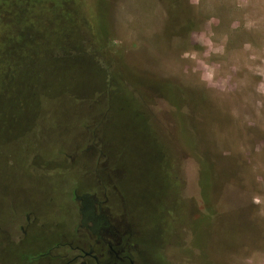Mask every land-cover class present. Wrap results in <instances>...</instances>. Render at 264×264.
<instances>
[{
    "label": "rangeland",
    "instance_id": "obj_1",
    "mask_svg": "<svg viewBox=\"0 0 264 264\" xmlns=\"http://www.w3.org/2000/svg\"><path fill=\"white\" fill-rule=\"evenodd\" d=\"M51 1L0 0V264H19L33 238H70L73 193L102 199L99 175L149 264H264V0ZM67 15L122 56L88 78L62 71L54 99L34 89L17 105L25 58L62 41ZM151 80L179 89L181 111ZM24 215L36 222L22 245Z\"/></svg>",
    "mask_w": 264,
    "mask_h": 264
},
{
    "label": "flooded vegetation",
    "instance_id": "obj_2",
    "mask_svg": "<svg viewBox=\"0 0 264 264\" xmlns=\"http://www.w3.org/2000/svg\"><path fill=\"white\" fill-rule=\"evenodd\" d=\"M97 155L98 158L104 156L102 152ZM98 178V192L102 190V199L98 196H92L91 200L87 199L89 196L79 199L78 195L73 193L74 200H80L82 207V219L73 235L69 238L54 234L50 242L44 241L46 246H42L41 237L33 238L31 243L36 248H33L25 259H21L19 264H149V260L141 254L137 242L140 239V231L136 229L137 232H128L129 226L126 222L121 220L120 216L111 215V209L106 205H112L113 201L104 192L106 186L101 182V176ZM23 217L25 224L16 223L15 227V240L22 245L30 235V224L36 222V218L30 221L28 215Z\"/></svg>",
    "mask_w": 264,
    "mask_h": 264
},
{
    "label": "trees",
    "instance_id": "obj_3",
    "mask_svg": "<svg viewBox=\"0 0 264 264\" xmlns=\"http://www.w3.org/2000/svg\"><path fill=\"white\" fill-rule=\"evenodd\" d=\"M23 1L25 3H31V0ZM60 1L63 0H52L51 3L46 2V6L51 9H54L56 7L61 9H67L65 6L61 5V7H59L56 5ZM67 19L70 20V22L67 20V23L70 25V30L67 31L61 42H55V44L44 48L41 46L37 49V51L29 53V57L25 58V65L24 67L20 68V71H24V74H26V80L23 82V85L24 88L26 87L25 93H27L28 96L26 98L24 97L25 100L19 98L18 102L17 99L13 98V104L17 102V105H21L25 108L26 104L35 102L34 100H30L32 91H34V89H40L41 93H43L44 100H46L44 102H48V100L54 99L55 95L53 93L56 91V88H60V86H58L59 81H57L56 79L58 73L65 71V73L67 74L69 73L71 75H75V72L78 71L80 74L84 75V78H88L90 77L91 72L90 66L104 71L105 63L104 60H101V57H105L106 55H109V57H114L118 55L122 56L118 51L113 52L108 42L105 47H102V51H99L98 48L94 49L92 47V42L90 41L89 36L87 34L88 32H91L90 27L88 28L86 24L84 25V23L82 24L77 22V20H74L69 15H67ZM105 24V20H103L101 24V30L102 32L108 34ZM192 30L193 28H190V31ZM22 38L23 40H25V42L30 43L33 40L30 36H28L27 32L26 34H23ZM31 60H35V62ZM109 68L111 69V66H109ZM15 70H4L5 74L7 75V78L10 73H15ZM72 70H74L73 73L70 72ZM1 74L2 73L0 72V75ZM108 75H110L109 70H107V74H105V77L110 82ZM141 76L142 78L144 77L143 74ZM31 78L35 80V84H32V82H30L32 81ZM68 78L69 77L67 76L66 81L68 82V87L65 92H70V95L72 94L73 96H75L72 90L77 92L81 89H74L72 82ZM4 82L5 81H3V83ZM151 84L153 91L155 92L153 96H155L156 98L162 97L166 104L173 106V108L175 109L174 111L180 110V105L182 104L181 101L183 100L184 95H182L179 89H177L171 84L155 82L152 80ZM14 93L16 92H12V95H15ZM33 97H35V95ZM81 99H83L82 95L80 96L79 100ZM190 147L193 148V150L191 148L190 151L187 150L189 154L195 151L196 149L195 143L192 139L190 140Z\"/></svg>",
    "mask_w": 264,
    "mask_h": 264
}]
</instances>
